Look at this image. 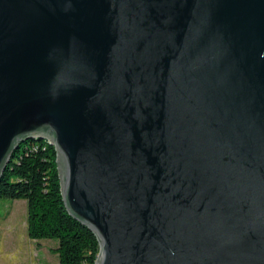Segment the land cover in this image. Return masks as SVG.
Instances as JSON below:
<instances>
[{
    "label": "water",
    "instance_id": "95a60500",
    "mask_svg": "<svg viewBox=\"0 0 264 264\" xmlns=\"http://www.w3.org/2000/svg\"><path fill=\"white\" fill-rule=\"evenodd\" d=\"M31 140L96 264H264V0H0V179Z\"/></svg>",
    "mask_w": 264,
    "mask_h": 264
},
{
    "label": "trees",
    "instance_id": "16d2710c",
    "mask_svg": "<svg viewBox=\"0 0 264 264\" xmlns=\"http://www.w3.org/2000/svg\"><path fill=\"white\" fill-rule=\"evenodd\" d=\"M56 160L54 147L46 141L22 143L0 179V199L27 202L29 238L58 241L59 264H96L98 240L68 214Z\"/></svg>",
    "mask_w": 264,
    "mask_h": 264
},
{
    "label": "rangeland",
    "instance_id": "374dc122",
    "mask_svg": "<svg viewBox=\"0 0 264 264\" xmlns=\"http://www.w3.org/2000/svg\"><path fill=\"white\" fill-rule=\"evenodd\" d=\"M58 246L56 240L29 238L25 200L0 199V264H59Z\"/></svg>",
    "mask_w": 264,
    "mask_h": 264
}]
</instances>
